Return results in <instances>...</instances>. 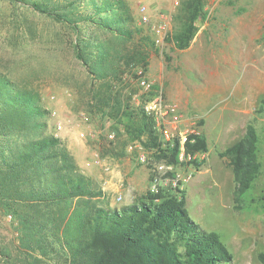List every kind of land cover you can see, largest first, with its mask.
<instances>
[{
    "label": "rangeland",
    "instance_id": "374dc122",
    "mask_svg": "<svg viewBox=\"0 0 264 264\" xmlns=\"http://www.w3.org/2000/svg\"><path fill=\"white\" fill-rule=\"evenodd\" d=\"M126 1L133 26L150 33L155 42L146 71L154 90H145L136 79L132 103L141 104L160 92L177 106L183 129L207 137V150L194 158L203 162L200 169L190 162L176 166L191 175L182 186L191 217L203 229L217 232L227 245L232 260L222 264H263L264 0H205L206 18L198 21L185 49L169 39L183 0ZM158 24L165 25L161 42L153 29ZM75 36L66 24L23 4L0 0V67L39 90L49 110L47 129L69 148L79 171L104 191L107 204L118 207L125 203L128 187L136 194L134 200L151 192L155 160L151 150L114 122L110 105L99 112L92 75L74 53ZM134 70L139 74L143 68ZM124 93L131 94L130 89ZM248 123L260 134L262 166L253 186L241 195L232 167L219 153L243 136ZM142 153L152 158L151 163L139 161ZM116 185L119 189H113ZM16 224L0 211L2 243L17 240Z\"/></svg>",
    "mask_w": 264,
    "mask_h": 264
},
{
    "label": "trees",
    "instance_id": "16d2710c",
    "mask_svg": "<svg viewBox=\"0 0 264 264\" xmlns=\"http://www.w3.org/2000/svg\"><path fill=\"white\" fill-rule=\"evenodd\" d=\"M8 1L72 28L75 56L92 75L97 105L103 104L99 112L110 105L114 122L151 150L155 161L175 167L184 164L178 158L179 139L164 146L153 115L142 104L132 103L139 77L134 69L142 67L146 73L155 42L150 33L133 26L126 0ZM206 15L205 0H183L169 39L179 49L189 47L198 21ZM90 26L94 31H88ZM125 88L131 94L124 93ZM48 115L39 90L16 81L0 67V211L17 222L18 233L15 242L0 241V264H222L232 260L219 234L203 229L191 217L182 187L165 186L118 207L107 204L104 191L79 171L69 148L47 129ZM259 142L256 126L248 123L243 136L219 153L233 169L238 194L246 193L261 172ZM206 150L207 137L191 132L186 153ZM189 162L198 169L203 164L196 159ZM259 259L264 264V252Z\"/></svg>",
    "mask_w": 264,
    "mask_h": 264
},
{
    "label": "built area",
    "instance_id": "2783aa9c",
    "mask_svg": "<svg viewBox=\"0 0 264 264\" xmlns=\"http://www.w3.org/2000/svg\"><path fill=\"white\" fill-rule=\"evenodd\" d=\"M145 8V7H144ZM144 22H148V16L143 17ZM158 38L157 42H161L164 40V31L165 25L158 24L153 26ZM138 83L145 90L152 89V82L149 80L147 74L143 71H139ZM138 104L140 101L138 100ZM143 105L144 110L153 115L156 126L160 132V137L164 142L165 146L167 142H174L176 138L180 141V150L178 154V158L181 162H189L193 160L195 156L198 154L196 152L194 155L190 153H186L185 151V143L188 140V136L190 132L188 130L183 129L182 125V116L175 104L168 103L162 93H157L153 97H150L141 103ZM59 129H62L63 124L59 122ZM82 135H84L82 133ZM110 137H114V134H110ZM141 163H151V157L147 153H142L138 157ZM152 167V178H151V191L158 193L165 186H173L182 187L183 184L188 181L191 175H185L181 171L177 170L173 164H169L166 161H154ZM175 172V175L170 176L168 172Z\"/></svg>",
    "mask_w": 264,
    "mask_h": 264
},
{
    "label": "crops",
    "instance_id": "0c3cea01",
    "mask_svg": "<svg viewBox=\"0 0 264 264\" xmlns=\"http://www.w3.org/2000/svg\"><path fill=\"white\" fill-rule=\"evenodd\" d=\"M77 142L80 143V141H77ZM127 161H125V162H127ZM112 172H113V176H116V178H120L121 177V174L115 173L114 171H112ZM113 189H119V186L116 185V186L113 187ZM135 196H136V194L134 195L132 193V189L130 187H128V189L125 192V199H124L125 203H132L134 201Z\"/></svg>",
    "mask_w": 264,
    "mask_h": 264
}]
</instances>
